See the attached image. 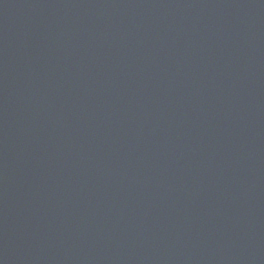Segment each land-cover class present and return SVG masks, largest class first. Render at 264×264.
I'll return each instance as SVG.
<instances>
[{
    "label": "water",
    "instance_id": "obj_1",
    "mask_svg": "<svg viewBox=\"0 0 264 264\" xmlns=\"http://www.w3.org/2000/svg\"><path fill=\"white\" fill-rule=\"evenodd\" d=\"M0 264H264V0H0Z\"/></svg>",
    "mask_w": 264,
    "mask_h": 264
}]
</instances>
